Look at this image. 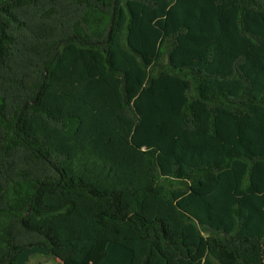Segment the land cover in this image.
Masks as SVG:
<instances>
[{
  "label": "trees",
  "instance_id": "trees-1",
  "mask_svg": "<svg viewBox=\"0 0 264 264\" xmlns=\"http://www.w3.org/2000/svg\"><path fill=\"white\" fill-rule=\"evenodd\" d=\"M110 243L264 264V0H0V264Z\"/></svg>",
  "mask_w": 264,
  "mask_h": 264
},
{
  "label": "rangeland",
  "instance_id": "rangeland-1",
  "mask_svg": "<svg viewBox=\"0 0 264 264\" xmlns=\"http://www.w3.org/2000/svg\"><path fill=\"white\" fill-rule=\"evenodd\" d=\"M126 257H131L130 250H128L127 248L121 245L110 243L109 257L103 264H124ZM17 264H63V263L59 259L46 253V251H44L43 249L36 247L31 251H25L20 256Z\"/></svg>",
  "mask_w": 264,
  "mask_h": 264
},
{
  "label": "crops",
  "instance_id": "crops-1",
  "mask_svg": "<svg viewBox=\"0 0 264 264\" xmlns=\"http://www.w3.org/2000/svg\"><path fill=\"white\" fill-rule=\"evenodd\" d=\"M109 247H110V244H109L108 247H107V248H108V256H107V258L104 260V262H105V261L108 259V257H109ZM35 248H36V247H35ZM35 248H31V249H29V250H27V251H31L32 249H35ZM40 249H41V248H40ZM33 251H34V250H33ZM130 260H131V257H126V258H125V261H124V262H125L124 264H128V263L130 262ZM104 262H103V263H104ZM103 263H102V264H103Z\"/></svg>",
  "mask_w": 264,
  "mask_h": 264
},
{
  "label": "water",
  "instance_id": "water-1",
  "mask_svg": "<svg viewBox=\"0 0 264 264\" xmlns=\"http://www.w3.org/2000/svg\"><path fill=\"white\" fill-rule=\"evenodd\" d=\"M34 102H35V100L33 101V103H34ZM27 106H28V103L25 104V107H27Z\"/></svg>",
  "mask_w": 264,
  "mask_h": 264
}]
</instances>
